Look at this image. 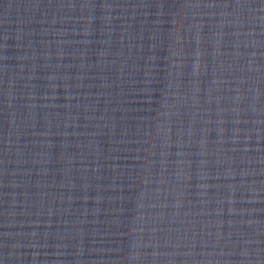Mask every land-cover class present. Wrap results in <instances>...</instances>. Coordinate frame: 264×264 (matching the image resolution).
<instances>
[{
  "label": "water",
  "instance_id": "95a60500",
  "mask_svg": "<svg viewBox=\"0 0 264 264\" xmlns=\"http://www.w3.org/2000/svg\"><path fill=\"white\" fill-rule=\"evenodd\" d=\"M0 264H264V0H0Z\"/></svg>",
  "mask_w": 264,
  "mask_h": 264
}]
</instances>
